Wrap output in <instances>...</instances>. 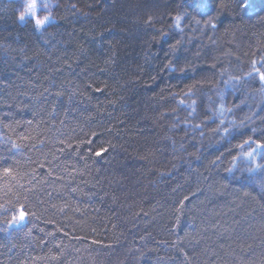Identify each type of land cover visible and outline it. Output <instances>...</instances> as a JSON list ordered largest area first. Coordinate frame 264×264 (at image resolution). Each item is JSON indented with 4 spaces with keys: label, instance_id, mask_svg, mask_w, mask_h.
Masks as SVG:
<instances>
[{
    "label": "trees",
    "instance_id": "obj_1",
    "mask_svg": "<svg viewBox=\"0 0 264 264\" xmlns=\"http://www.w3.org/2000/svg\"><path fill=\"white\" fill-rule=\"evenodd\" d=\"M248 2L74 0L37 31L0 0V264H264Z\"/></svg>",
    "mask_w": 264,
    "mask_h": 264
},
{
    "label": "snow or ice",
    "instance_id": "obj_2",
    "mask_svg": "<svg viewBox=\"0 0 264 264\" xmlns=\"http://www.w3.org/2000/svg\"><path fill=\"white\" fill-rule=\"evenodd\" d=\"M240 5L247 10L251 5L249 4L248 0H239ZM47 5H45L46 7ZM26 17H31L32 21L34 22L35 30L40 31L43 30L49 20V16H45L40 18L37 13V2L36 0H28V2L24 6V12L19 16V20L21 22L25 21ZM255 65V62H253ZM251 75V73H249ZM259 79L261 82H264V72L259 73ZM183 103V101H181ZM245 143H252V141H245ZM256 148L252 149L251 151H247L244 153L245 157L249 158L251 163L255 165V167H250L249 171L254 172L257 168H264V164L257 163L256 156L258 155L257 150L264 149V143L255 142ZM13 148H18V145L13 143ZM13 170L11 167L3 168V175L5 177L11 176ZM26 218V213L23 207L18 210V215H13L11 221H9V226L11 227L13 224L19 223L24 221Z\"/></svg>",
    "mask_w": 264,
    "mask_h": 264
},
{
    "label": "rangeland",
    "instance_id": "obj_3",
    "mask_svg": "<svg viewBox=\"0 0 264 264\" xmlns=\"http://www.w3.org/2000/svg\"><path fill=\"white\" fill-rule=\"evenodd\" d=\"M17 4V12L18 16H20L24 12V6L28 2V0H14ZM70 1V2H69ZM74 0H36L37 2V13L40 18H43L45 16H50L51 12L53 13V8L58 9L64 5V3H72ZM84 3V2H83ZM79 4L82 9H84V4ZM45 5H47L45 7ZM28 18V17H26ZM30 18V17H29Z\"/></svg>",
    "mask_w": 264,
    "mask_h": 264
}]
</instances>
